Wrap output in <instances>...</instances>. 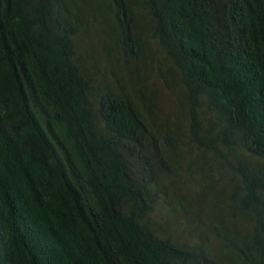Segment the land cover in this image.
Instances as JSON below:
<instances>
[{
    "label": "trees",
    "instance_id": "16d2710c",
    "mask_svg": "<svg viewBox=\"0 0 264 264\" xmlns=\"http://www.w3.org/2000/svg\"><path fill=\"white\" fill-rule=\"evenodd\" d=\"M0 264H264V0H0Z\"/></svg>",
    "mask_w": 264,
    "mask_h": 264
},
{
    "label": "rangeland",
    "instance_id": "374dc122",
    "mask_svg": "<svg viewBox=\"0 0 264 264\" xmlns=\"http://www.w3.org/2000/svg\"><path fill=\"white\" fill-rule=\"evenodd\" d=\"M146 39V37L143 38ZM148 50L146 51L145 61L138 67L140 69V78L142 84L147 88V94L154 97L156 104L159 107V115L163 118H169L172 121H182L183 109L180 105L182 101V95L180 90L175 88L176 84L168 87L163 79L160 77L158 70L159 61L163 58V55L158 50L157 46L152 42H145ZM78 53L82 56L88 65L93 67L94 76L98 81L103 83V79L108 82L111 70H115L116 59L115 53L106 54L104 52L105 46L102 43L100 33L97 29H94L91 33L82 35L77 40ZM119 69V68H118ZM137 69V68H136ZM117 70V69H116ZM122 73L125 75V79L130 80L133 78V74L130 75L127 69L121 68ZM206 124V123H205ZM186 151L190 148L185 147ZM190 154L193 155V150H190ZM189 156V155H188ZM226 185V182L221 183L220 186ZM170 236L179 242H193L196 243L200 240V234L197 231H193V228L188 223L174 222L168 229ZM217 253L220 250L218 244H212L211 246Z\"/></svg>",
    "mask_w": 264,
    "mask_h": 264
}]
</instances>
